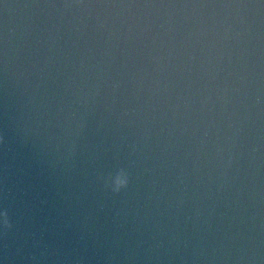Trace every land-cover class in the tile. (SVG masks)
Instances as JSON below:
<instances>
[{"label": "water", "instance_id": "water-1", "mask_svg": "<svg viewBox=\"0 0 264 264\" xmlns=\"http://www.w3.org/2000/svg\"><path fill=\"white\" fill-rule=\"evenodd\" d=\"M197 111L264 233V0H114Z\"/></svg>", "mask_w": 264, "mask_h": 264}, {"label": "clouds", "instance_id": "clouds-1", "mask_svg": "<svg viewBox=\"0 0 264 264\" xmlns=\"http://www.w3.org/2000/svg\"><path fill=\"white\" fill-rule=\"evenodd\" d=\"M98 181L102 184L103 189L110 191L113 195L119 194L122 190L127 189L130 178L126 168L120 167L114 172L97 176ZM0 226L7 232L12 228L8 211H0Z\"/></svg>", "mask_w": 264, "mask_h": 264}]
</instances>
